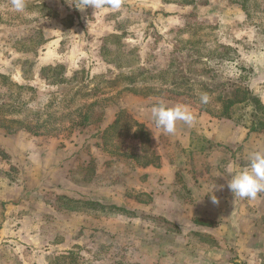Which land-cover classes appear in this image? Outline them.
I'll return each instance as SVG.
<instances>
[{"label":"rangeland","instance_id":"obj_1","mask_svg":"<svg viewBox=\"0 0 264 264\" xmlns=\"http://www.w3.org/2000/svg\"><path fill=\"white\" fill-rule=\"evenodd\" d=\"M10 3L0 0V122L11 128L0 127V264H264V192L227 187L264 150V125L249 130V107L219 117L213 101L239 87L264 104V0L246 11L26 0L24 14ZM161 102L195 122L163 133L150 113Z\"/></svg>","mask_w":264,"mask_h":264},{"label":"clouds","instance_id":"obj_2","mask_svg":"<svg viewBox=\"0 0 264 264\" xmlns=\"http://www.w3.org/2000/svg\"><path fill=\"white\" fill-rule=\"evenodd\" d=\"M106 6L119 10L122 7V0H79V5L75 8L83 11L87 8L102 9ZM10 7L14 12L24 14L27 9L26 0H11ZM200 99L201 103L207 104L209 102V96L206 93L202 94ZM150 113L155 126L167 134L175 133L178 121L192 125L196 119L195 114L188 106L176 105L169 107L164 102L153 105ZM246 160L247 166L234 172L231 178L227 180V187L232 194L240 198L254 200L259 193L264 192V150L247 153ZM214 187L215 185L206 194L211 197L213 203H216V197L212 195Z\"/></svg>","mask_w":264,"mask_h":264},{"label":"trees","instance_id":"obj_3","mask_svg":"<svg viewBox=\"0 0 264 264\" xmlns=\"http://www.w3.org/2000/svg\"><path fill=\"white\" fill-rule=\"evenodd\" d=\"M195 0H189L190 3H193ZM231 2H235L237 4H240V7L242 8V10L246 11V6H245V2H247V0H230ZM58 68H44L42 69V72H55ZM64 79V78H61ZM199 85L204 86L205 88H207L208 84H203V83H198ZM19 88V87H18ZM214 103H219L220 104V108L218 111V116L219 117H223V118H227L230 119L232 117V111L234 109H240V108H246L249 107L251 109L250 114L254 117V121L252 122V126L249 128L250 131H257L258 128L255 127V125H264V123L259 120L257 117L261 116L262 114H264V104L262 103V101L260 100L259 97L253 95L248 89H242L239 87H235L234 90H232L231 93H228L226 95H223L222 93H220L217 97H215L213 99ZM92 105H94L92 103ZM5 106H0V112H5ZM88 108L90 109V104L88 106ZM256 121V122H255ZM16 121H10V123H15ZM90 122V110L84 114V116L82 117V121L80 123L74 124L73 126L77 127H85L88 125V123ZM117 121H115L113 124H116ZM42 125H38L37 127H40ZM0 127H2L5 131H7V133H11V128H9L8 126L4 125L2 122H0ZM24 131L28 132V129H23ZM38 132L32 131L31 134L32 135H38Z\"/></svg>","mask_w":264,"mask_h":264}]
</instances>
